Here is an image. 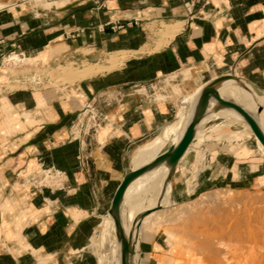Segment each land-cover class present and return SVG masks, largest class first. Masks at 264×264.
I'll return each mask as SVG.
<instances>
[{
	"label": "crops",
	"instance_id": "1",
	"mask_svg": "<svg viewBox=\"0 0 264 264\" xmlns=\"http://www.w3.org/2000/svg\"><path fill=\"white\" fill-rule=\"evenodd\" d=\"M164 24L171 33H161ZM116 52L128 58L114 69L57 86H32L19 75L27 87L8 90L14 79L0 68V264H97L87 250L91 235L132 170V153L167 135L176 113L177 119L189 114L215 78L236 76L264 94V0H0V63L14 53L40 67L82 68L109 64ZM161 79L180 96L158 93ZM238 91L221 98L245 111ZM215 119L199 122L203 134L196 141L234 121L211 124ZM240 123L253 133L242 116ZM193 141L168 180L167 196L159 188L144 194L139 204L151 211L134 222L136 230L170 206L173 178ZM241 144H230L233 152ZM243 167L236 154L223 166L231 181ZM41 169L65 178L58 186L22 182L21 175ZM161 198L168 203L154 210ZM124 199L110 215L127 232ZM139 246L138 238V253Z\"/></svg>",
	"mask_w": 264,
	"mask_h": 264
},
{
	"label": "rangeland",
	"instance_id": "2",
	"mask_svg": "<svg viewBox=\"0 0 264 264\" xmlns=\"http://www.w3.org/2000/svg\"><path fill=\"white\" fill-rule=\"evenodd\" d=\"M169 30L167 29V32ZM163 32L162 30L161 33ZM126 58H128L127 53L119 52V54H111L107 58L109 59V64L105 61V64L95 63L98 65L90 64L82 68H79L75 64L49 68L36 65L34 60L20 59L15 54H9V56L7 55L1 59L0 68L1 74L6 73L7 77L10 76L14 79L13 82L6 85L7 89L15 90L27 87L26 81H18L17 77L19 75L28 77L32 86H35L38 82L42 86H57L66 81L74 83V81L76 82L112 70L122 64ZM68 66L75 68L77 71L65 72V68H68ZM78 70L81 71L79 72ZM43 80H46V82L43 83ZM163 80L161 79L156 84V91L158 93H165L166 95H171V97L180 96L178 87L174 88L176 94H172L169 85L166 86ZM170 83L176 84L173 79ZM186 96L188 94L181 97V102ZM213 117H216V119L211 124L220 123L222 118H224V122L227 119L234 121L233 123L224 125L217 133H209L207 131V136L200 142L194 139L195 141H193L191 150L179 164L178 171L173 178V194L170 206L162 208L164 210H162L161 214L163 216L160 217L161 219L159 218L158 221L151 224H142L138 229L140 246L134 264H207V259L209 258V256H206L208 255L207 251L202 245L204 249L198 244V242L201 244L199 237L202 236L201 238L205 239L203 231L207 230L210 232L209 229L212 227L214 229L218 228L221 222L220 215L222 214V209L232 211V209H237V207L243 205L244 202H257L264 197V149L260 146L253 133L249 132L246 129L247 127L240 123L241 116L234 110L226 108L219 110L218 108ZM175 119H177V113ZM235 122H238L242 126L235 124ZM232 132H236V136L228 137L227 134ZM199 139L197 138V140ZM234 141H237V143L242 142L240 149L236 152H233L230 145ZM231 154H236L244 164L241 178L233 176L232 181L231 177L226 174L225 168H223L226 159ZM250 163H253L254 166H247ZM146 195H143V197H146ZM257 197L258 199H255ZM234 198L237 200H234ZM238 199H240L239 202ZM262 200L264 201V198ZM144 204H147V202L144 201ZM193 217L195 222L192 221ZM196 217H200L199 220H196ZM204 220L207 223L211 220L213 223L210 221V224H213V226L209 227L210 224H205ZM191 222L192 224L196 223V233H200L199 236L197 234L198 240L195 239L196 235L195 237L191 235L194 233V231L191 232L194 228L190 229L193 226L190 225ZM214 224L217 226H214ZM189 229L191 230V234L189 233ZM99 231L100 229L97 227L96 231L91 235L89 247L87 248L89 254L93 256L97 264H100L101 257L99 255L101 253L100 246L98 245ZM212 231L214 232V230ZM212 231L211 233H213ZM215 234L214 236L218 237L219 234ZM215 237L212 238V241L217 240V237ZM225 238L227 239L224 240V243L229 244L228 237ZM218 241L221 242L222 237L213 243L217 245L216 242ZM202 249L206 252L204 251V253ZM206 257L207 259H205ZM104 264H107V261Z\"/></svg>",
	"mask_w": 264,
	"mask_h": 264
},
{
	"label": "bare ground",
	"instance_id": "3",
	"mask_svg": "<svg viewBox=\"0 0 264 264\" xmlns=\"http://www.w3.org/2000/svg\"><path fill=\"white\" fill-rule=\"evenodd\" d=\"M171 28L172 27H170L169 25L164 24L162 30L165 32V34L166 33L168 34L169 32L170 33L172 32ZM167 29L168 30L170 29V30L167 32ZM118 54H119V52H118ZM94 65H96V64H94ZM96 66H95V68H96ZM74 70H76V69L70 68L69 66H68V68H65V72H67V73L71 72V71L73 72ZM86 73H87V71H86ZM88 74H90V73H88ZM234 89L239 90L238 92L235 93L236 94L235 98H237V99L240 98L241 100H243V102L245 103L246 107L248 108V111L250 112L251 116H253L255 118L259 127L261 128L262 132L264 133V97H260V98L258 97L257 101L254 102V100L251 96V93L249 92V89L248 90L242 89L239 86V83L237 81L231 80V79L225 80L224 82H222L220 84V86L218 87V93L221 97L222 94L225 93L226 91L234 90ZM197 103L198 102H194V104H192V106L190 107V110H189V112H190L189 114H186L185 116H182L179 119L170 123V125L168 127L167 135L156 136L155 138H153L149 142L139 146L132 153V155H131V159L133 162L132 170H137V169L141 168L142 166H145V165L149 164L150 162H152L157 156H159L163 152V151L161 152V150L165 147L166 144L171 142V144H169V146H171V145L175 146L179 142V140L182 137L183 133L185 132L188 124L190 123V121L193 118L194 114L191 115V113L196 108ZM209 104H210L209 108H211L213 106H216L217 103L214 100H211ZM257 104H260L263 107L262 111L259 114L256 113ZM246 109H245V111H247ZM214 114H215V112L211 116L213 117ZM206 119H207V117H206ZM202 134H203V126L201 128L199 123H198L196 125V128H195V136H194L193 140L197 139V138L198 139L201 138ZM259 144L263 148V146L261 145L260 142H259ZM188 147L184 151L183 155L185 154V152H187ZM166 167L167 166L165 164H163L160 166H156L152 169H149V171L146 172L144 175H142V176L138 177L137 179H135L134 181H132L128 185V187L126 188V190L124 192L123 197L125 196V199H124V204L122 205V206H124V212H122L123 215L121 217H123L124 223L128 227V231L127 232L123 231V233L125 234L126 237L129 234L132 235L133 241H136L137 245H136L135 252L138 251V238H139V236H138V231H137L138 228H137V230L135 229L134 222L137 221L139 219L140 214L144 213V211L146 210L144 208V205L141 204L143 206L142 207L139 204V202L142 200L141 203H143V200L147 199V197H146V199H143L144 198L143 195L146 194L147 192L149 193L150 190L154 191L155 188L156 189L159 188L161 190L162 198L164 197V195H166V193L168 191V186H169L168 184H170V182L168 183V179H167ZM157 192L160 193V191H157ZM153 194H154V192H153ZM166 196H165V198H166ZM168 196H170V195H168ZM259 198H261V197H259ZM263 198H261L259 200H262ZM255 199H258V197ZM168 200L162 199V200L158 201L156 203V205H158V204L165 205L166 203H168ZM234 200H237V199L234 198ZM259 200L257 202L248 201L251 203H245L244 202L243 205H241L240 207H237V209L236 208L232 209V211H230L228 209L227 210L222 209L223 211H222V214L220 215L221 216V222H220V225L218 226V228H215L216 232H215V229L212 227L213 224H210V221L212 220V218L208 223H207V221L205 222V220H204L205 224L206 223H207V225L210 224L209 227L211 226L213 228V229L212 228L209 229L210 232L207 230L203 231V233L205 235V239L203 238L204 239V241H203V239L201 238L202 236H201V237H199V239H201V241H200L201 244L198 242V244L200 246L202 245L205 248V250L207 251L208 255L205 254L206 256H209L208 259H207V257L205 258L208 260L207 264H264V201L262 200L263 201L262 202ZM239 201H240V199H238V202ZM149 203H150V201H149ZM153 205H155V204L152 203V207H153ZM234 207H235V205H234ZM147 209H149V207H147ZM121 211H123V210H121ZM157 211H160V210H157ZM161 213L155 212V213H152L151 215H148V217L146 216V218L152 219L155 222V221L159 220L161 215L163 216V214H161ZM178 214H180V213L178 212ZM217 216H219V215H217ZM199 218L200 217H198V218L196 217L195 219L199 220ZM193 219H194V217L192 218V221L195 222ZM205 219H207V218H205ZM143 221H144V219H143ZM144 222H146V221H144ZM141 223L142 222L140 221V224ZM190 225L191 226L193 225V226L191 228L190 227L189 228L191 230L194 228V230L191 231L189 229V233L191 234V232L194 231V233L191 235H194V237L196 235L195 239H197L198 236L200 235V233L199 234L196 233L197 232L196 231V223L192 224V222H191ZM214 226H217V225L214 224ZM98 227L100 229V231H99L100 232L99 233L100 238L99 239L101 240V247L99 248L100 252H101L99 254V255H101V257H100L101 258V264H104L106 261H107V264H121V262H120L121 244H120V241L117 239L118 229H117V227H115V224L113 222L111 215L110 214L104 215L102 217L101 221L99 222ZM186 227H188V226L186 225ZM212 230H214V232ZM211 231L213 233H211ZM215 233H217V235L219 234L218 237L216 236L217 238L214 236V235H216ZM197 234H198V236H197ZM213 236L217 240H218V238L222 237V241L216 242L217 243V245H216L213 242L217 241V240L212 241V238H214ZM225 237H228L229 244L224 243V240L227 239ZM219 240H221V239H219ZM99 242H98V245H100ZM203 249H202V251L204 252L205 250H203ZM129 258H132V261L134 262L135 254L129 255Z\"/></svg>",
	"mask_w": 264,
	"mask_h": 264
},
{
	"label": "water",
	"instance_id": "4",
	"mask_svg": "<svg viewBox=\"0 0 264 264\" xmlns=\"http://www.w3.org/2000/svg\"><path fill=\"white\" fill-rule=\"evenodd\" d=\"M235 80L239 83V86L244 89L248 90L251 93V96L254 100V102L257 101V98L264 97V94L251 82L238 78L236 76H221L218 78H215L208 82L206 85L203 86V89L200 92L198 103L196 106V110L194 112L193 118L188 124L185 132L183 133L182 137L180 138L179 142L173 146H168L159 156H157L152 162L149 164L142 166L141 168L137 170H131L128 172L122 179L121 183L119 184L111 203V207L108 211V214L112 213L113 211H118L119 206L121 203V200L123 198L124 192L128 185L137 179L138 177L144 175L146 172L149 171V169H152L156 166H160L165 164L168 167V175L167 179L171 181L172 176L175 173V167L177 166L179 159L183 155L186 148L189 146V144L192 142L194 136H195V128L196 125L203 119L207 117L206 122L204 125L214 117L211 115L217 111V107L220 109L226 108V109H232L235 112H237L239 115L242 116V118L247 122V124L252 129L253 134L257 138V140L261 143V145L264 148V133L262 132L261 128L259 127L257 121L255 118L246 111H244L240 106L229 102L227 100H224L220 97L218 93V87L222 82L225 80ZM211 100H214L217 105L209 108V103ZM263 107L260 104H257V110L256 113L259 114L262 111ZM160 205L156 206L155 209H158ZM151 210H148L142 214H140L139 220L142 219L145 215H147ZM116 226L118 227V222H115ZM117 239L120 241L121 244V264H134L132 261V258H129V255L135 254L136 250V241H133L132 235H128L127 237L123 233L122 230L118 229L117 233Z\"/></svg>",
	"mask_w": 264,
	"mask_h": 264
},
{
	"label": "built area",
	"instance_id": "5",
	"mask_svg": "<svg viewBox=\"0 0 264 264\" xmlns=\"http://www.w3.org/2000/svg\"><path fill=\"white\" fill-rule=\"evenodd\" d=\"M15 55L19 56L20 59L23 58V56L21 55L18 54ZM21 177L23 183L31 184V185L37 184V186H45V185L58 186L65 178L63 172L54 169H41L35 173L23 174L21 175Z\"/></svg>",
	"mask_w": 264,
	"mask_h": 264
}]
</instances>
